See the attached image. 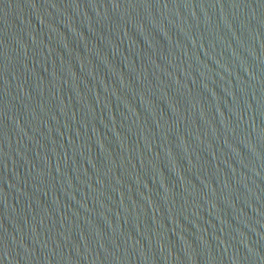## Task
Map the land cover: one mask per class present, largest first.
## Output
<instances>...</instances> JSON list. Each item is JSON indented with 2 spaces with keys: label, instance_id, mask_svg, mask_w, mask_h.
<instances>
[{
  "label": "water",
  "instance_id": "water-1",
  "mask_svg": "<svg viewBox=\"0 0 264 264\" xmlns=\"http://www.w3.org/2000/svg\"><path fill=\"white\" fill-rule=\"evenodd\" d=\"M0 264H264V0H0Z\"/></svg>",
  "mask_w": 264,
  "mask_h": 264
}]
</instances>
